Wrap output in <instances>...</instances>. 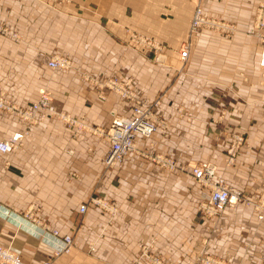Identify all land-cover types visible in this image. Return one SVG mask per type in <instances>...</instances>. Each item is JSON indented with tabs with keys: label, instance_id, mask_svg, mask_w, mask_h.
Here are the masks:
<instances>
[{
	"label": "crops",
	"instance_id": "1",
	"mask_svg": "<svg viewBox=\"0 0 264 264\" xmlns=\"http://www.w3.org/2000/svg\"><path fill=\"white\" fill-rule=\"evenodd\" d=\"M262 2L203 0L208 14L235 26L219 35L190 33L194 0H3L0 21L23 38L16 42L0 35V89L21 106L48 91L60 110L107 127L111 112L129 115L131 103L109 89L101 98L98 86L82 74L101 81L132 77L140 97H162L158 112L172 123L166 135L138 137L137 146L172 156L187 168L212 162L218 176L253 200L264 183L263 44L254 31ZM131 30L164 49L154 54L129 44ZM186 42L191 50L183 64L175 48ZM56 53L69 56L73 67L50 68ZM226 127L247 136L233 166L225 162ZM24 128L0 112V140ZM109 150L104 138L76 135L49 118L31 127L20 150L0 151V244L21 254L26 264H151L142 256L151 243L168 264H197L198 254L264 264V222L253 208L241 203L225 208L211 223L198 208L205 189L189 170L170 171L135 152L108 168ZM92 197L110 200L120 212L111 217L90 206L82 213L80 207ZM47 225L72 234L76 246L70 254L55 258L62 238Z\"/></svg>",
	"mask_w": 264,
	"mask_h": 264
},
{
	"label": "built area",
	"instance_id": "2",
	"mask_svg": "<svg viewBox=\"0 0 264 264\" xmlns=\"http://www.w3.org/2000/svg\"><path fill=\"white\" fill-rule=\"evenodd\" d=\"M195 1L196 10L191 25V34H195L200 29L206 28L205 26L211 27L215 31H221L222 34L231 33L230 27L228 29H224V23H222L218 19L209 18V15L203 12L201 0ZM261 8L264 10V3L261 5ZM258 28L260 29V37H258L262 39L264 43L263 17L259 19ZM0 32L7 33L8 29L0 26ZM55 57L52 58V60L49 62L50 66H52L53 68H67L69 64L71 66V61L69 59L65 57ZM180 57L183 61H186L188 59L189 44L185 43L180 49ZM261 63L263 66L262 69L264 70V53ZM117 79L118 78L110 80L108 85L104 82H97L100 87L107 86L109 89H116L122 94V96L124 97H122L123 99L131 103V118H125L116 114L115 112H111L113 119L110 125L105 128L106 132H95L99 135L108 138L111 143L110 151L108 153L109 155L106 159V163L110 166L121 162L127 153L134 150V142L138 134L149 137V135L154 133L152 132L156 129L154 116L155 114H157V108L160 107L159 101L155 100L152 103L147 102L145 99L138 96L137 93L131 91L127 82H120L119 80L122 79ZM32 105V107H19L12 101L7 99L4 92L0 91V110L8 114L15 115L27 123H37L40 120H44L48 116H52L63 120L70 127H88V125L83 120L73 118L70 115L59 111L53 104V99L48 92H42L39 100L33 103ZM78 133L79 132H75L76 135ZM162 133L166 135L168 132ZM26 134H28V131L15 132L9 138L0 141V150L3 153H12L15 150L19 149L23 145V140ZM224 138L227 142L226 160L229 163H235L240 153V150L247 145V136L246 134H244V132H236L235 130H231L226 127V129L224 130ZM152 155L156 156L157 152H154V154ZM165 158L167 159V162L172 163V166L167 167L170 169H175L176 163H178L175 158L173 159L172 156L169 155ZM153 159L157 161L155 162L156 164L162 167L166 166L162 163V159L158 158L157 160L156 157H154ZM181 168L185 169L182 166ZM191 173L197 181H199L201 184H203L204 187L208 188L209 190L206 193L202 194L200 198L202 202L199 208L200 211L205 215V217L209 219H216L219 217V213L224 208L232 206L237 202L245 201V203L248 205L253 204V207L259 213L258 218L260 220H264V185L260 194L258 195L259 200L257 202L250 200L248 198L249 195H247V193L244 194L238 189L235 190V188L231 187V185L228 184L227 181L222 177H219L217 181L213 182L215 175H217V170L216 167L210 162H202L198 163V165L196 166H192ZM211 184H214L215 190L210 192ZM102 203L114 209V207H112L109 202L105 201L104 198L92 197L88 201V203L84 204L80 208V211L82 213H85L91 205L101 206L105 209H108L105 205H102ZM26 216H29V218H31L32 211H28L26 213ZM45 228L50 231L53 236L62 238V246L55 249V258H58L65 254H70L72 252V249L76 246V242L72 234H66L62 236L61 234H59L58 230L51 229V227L48 225L45 226ZM152 247V243L145 245L142 248V256L147 261H150L151 264H168V262L159 253L155 252ZM89 250L91 252L95 251L94 244H90ZM202 256L211 259V257L208 255ZM224 262L229 263L227 261ZM0 264H26V262L22 258L21 254L15 252L10 247H5L3 244H0ZM42 264H53V261L45 260L42 262Z\"/></svg>",
	"mask_w": 264,
	"mask_h": 264
},
{
	"label": "bare ground",
	"instance_id": "3",
	"mask_svg": "<svg viewBox=\"0 0 264 264\" xmlns=\"http://www.w3.org/2000/svg\"><path fill=\"white\" fill-rule=\"evenodd\" d=\"M3 0H0V5H1V2H2ZM202 1L203 0H201V5H202ZM194 2L196 3V1L194 0ZM263 4V3H262ZM261 4V5H262ZM261 5H260V8H259V10H258V12H257V25H256V28L254 29V31L257 33V35L259 36V34H260V29L258 28V23H259V19L260 18H264V10L261 8ZM203 7V6H202ZM203 9V12L204 13H206L207 15H209V18H212V19H218V20H220L222 23H224V21L225 20H223V19H221V18H219V17H217V16H212V15H210V14H208L205 10H204V8H202ZM195 10H196V4H195V8H194V10H193V14H192V17H191V21H190V31H191V25H192V21H193V18H194V15H195ZM222 25V24H221ZM0 26L1 27H3V28H7L8 29V32L7 33H2V32H0V35H2V36H10V37H12L16 42H20L21 40H22V38H23V35H22V33L21 32H19V31H17V30H14L9 24H6V23H4V22H2V21H0ZM206 28H202V29H200L199 31H201V30H214L213 28H211V27H208V26H205ZM223 27L225 28V23L223 24ZM222 29V28H221ZM198 31V32H199ZM197 33V32H196ZM17 35V36H16ZM260 37V36H259ZM262 40V39H261ZM128 42H129V44H131V45H135L136 47H139V48H142V49H144V50H146V51H151V52H154L155 54H158L161 50H163V48L165 47L163 44H161L160 42H158V41H156V40H154L153 38H150V37H148L147 35H145L144 33H142V32H139V31H135V30H131L130 32H129V40H128ZM187 43V42H186ZM185 43H182L181 44V47H180V49L183 47V45H184ZM187 44H189V43H187ZM262 50H261V53H260V58H259V65H260V67L261 68H263V66H262V57H263V53H264V43H263V41H262ZM154 50V51H153ZM55 56H57V57H65V58H67V59H69L70 61H71V66H70V64H69V68L67 67H65V68H62V67H59V68H53L52 66H50V64H49V62L52 60V58H54ZM179 56H180V50H179ZM57 57H55V58H57ZM189 57H190V47H189ZM188 57V58H189ZM180 59H181V57H180ZM188 60V59H187ZM186 60V61H187ZM181 61L182 62H186V61H183L182 59H181ZM48 66L50 67V68H52V69H54V70H58V69H62V70H69V69H71L72 67H73V61H72V59L69 57V56H67V55H65V54H62V53H56V54H54V55H52L50 58H49V60H48ZM83 77H84V79L85 80H87V81H89V82H91L92 84H94V85H96V86H98V88L100 89V97L101 98H105V94H104V92H103V90L104 89H109L107 86H104V87H100L99 86V84L97 83V82H99V83H101V82H104L105 84H107L108 85V83H109V81L110 80H114L115 78H118L117 80H119V79H122V80H119L120 82H127L128 83V85H129V89L131 90V91H134L135 93H137L134 89H133V87H132V82H133V78L132 77H128V78H119V77H115V76H109L108 78H106L105 80H98V79H96L95 77H93L92 75H90L89 73H87V72H84L83 74ZM113 89V90H112ZM112 89H109V90H111V91H113V92H115L116 94H118V95H120L121 97H123L122 96V94L119 92V91H117L116 89H114V88H112ZM0 91H2V92H4L5 93V96H6V98L7 99H9L10 101H12L11 100V98H9L8 96H7V94H6V92L3 90V89H0ZM45 92H48V91H45ZM49 94H50V96L52 97V99H53V104L56 106V104H55V102H54V96H53V94H51L50 92H48ZM138 95V94H137ZM40 96H41V94H40ZM40 96H39V98H40ZM139 96V95H138ZM39 98L37 99V100H35V101H33L30 105H28V106H21V105H19L18 103H16V102H14V101H12L14 104H16L17 106H19V107H32L33 105V103H35V102H37L38 100H39ZM124 98V97H123ZM141 98H143V97H141ZM143 99H145V98H143ZM146 100V99H145ZM155 100H157V101H159V105L161 106V104H162V97L160 96V97H157V98H155V99H153V100H146L147 102H149V103H152L153 101H155ZM56 108L59 110V111H61V112H63V113H65V114H67V115H70V114H68L67 112H65V111H62V110H60L57 106H56ZM160 107H158L157 108V114L160 116V114H159V112H158V109H159ZM226 111V110H225ZM0 112H2V113H4L5 115H7V116H12V117H15L16 119H18V120H20L22 123H24L25 124V128L23 129V130H18V131H15V132H24V131H28V134L30 133V130H31V127L32 126H34V125H37V124H39V123H41V122H43V121H45V120H48L49 118H54V119H58V118H56V117H52V116H48L47 118H45L44 120H40L39 122H37V123H27V122H25V121H23L22 119H20L19 117H17V116H15V115H11V114H8V113H6V112H4V111H2V110H0ZM178 112H179V116L180 117H183L184 115L182 114L183 113V110H182V108L180 107L179 109H178ZM224 112H222V114H223ZM116 114H118V115H120V116H123V117H125V118H131V116H132V111L130 112V114L129 115H123V114H120V113H116ZM157 114H155V116H154V120H155V123H156V129L154 130V131H152V132H154V133H156V132H169V130H170V128H171V126H172V123H171V121L170 120H167V119H165V118H163V117H159ZM71 117H73V118H76V119H81V120H83L87 125H88V127L86 126L85 128H75V127H72L73 128V132L75 133H77V132H93V134H95L96 136H98V137H101V138H104L105 140H107L109 143H110V141L108 140V138H106L105 136H102V135H99V134H97V133H95V132H106V130H105V128H107V127H102V126H95V125H91V124H89L87 121H86V119L84 118V117H75V116H72V115H70ZM112 119H113V117H112ZM58 120H60V119H58ZM61 122H63V123H65L66 125H68L66 122H64L63 120H60ZM112 122V121H111ZM14 132V133H15ZM236 132H238V131H236ZM14 133H12L10 136H12ZM154 133H152L151 135H149V137H146V136H144V135H141V134H138L137 136H136V139H135V142H134V150H132V151H130L129 153H127L126 154V156L128 155V154H130V153H132V152H135V153H137L138 155H140V156H142L143 158H145V159H147V160H149V161H152V162H157V161H155L153 158L154 157H156V159L158 160V158L159 159H162L161 161H162V163L164 164V165H166L165 167H162V166H160L161 168H165V169H167V170H170V171H175V170H181V171H186V170H189V172L191 173V167L192 166H196V165H198V163H202V162H209V161H200V162H194V163H192L191 164V166L189 167V168H187V166H185V165H181V164H179V163H176V167H175V169H170V168H168L167 166H172V163L170 162H167V159L165 158V157H167L168 155H166V154H163V153H161V152H157V155L156 156H154V155H152V154H154V152L153 151H148V150H144V149H141V148H139L138 146H137V138L138 137H144V138H150ZM28 134H26V136L28 135ZM79 134V133H78ZM244 134H246L245 132H244ZM10 136H8V137H6V138H3V139H1L0 141H2V140H4V139H7V138H9ZM26 136H25V138H26ZM25 138H24V140H25ZM24 140H23V145L19 148V149H17V150H15L14 152H16V151H18V150H20L23 146H24ZM111 144V143H110ZM111 146V145H110ZM243 149V148H242ZM241 149V150H242ZM240 150V151H241ZM1 151V150H0ZM110 151V150H109ZM14 152H12V153H14ZM69 152L70 153H73V151L72 150H69ZM12 153H8V154H12ZM109 153V152H108ZM108 155L109 154H107L106 155V157L104 158V164L106 165V167H108V168H112V167H115V166H117L118 164H120V163H122L123 161H124V159L126 158V156L124 157V159L121 161V162H119V163H117V164H114V165H112V166H110V165H108L107 163H106V159H107V157H108ZM110 155H111V153H110ZM173 158V157H172ZM174 159V158H173ZM226 159V158H225ZM237 161V160H236ZM211 164H213L215 167H216V170H217V166L214 164V163H212V162H210ZM236 163V162H235ZM235 163H229V162H227V160H226V164L228 165V166H233ZM158 165V164H157ZM162 165V164H161ZM181 166L182 167H184L185 169H183V168H181ZM73 175H76L75 173H72ZM192 174V173H191ZM193 176V175H192ZM194 177V176H193ZM219 177H217L216 175H215V177H214V179H213V182H215V181H217V179H218ZM195 179V178H194ZM224 179V178H223ZM226 180V179H225ZM195 181L202 187V188H204L205 189V191H204V193H206L207 191H209L208 190V188H206V187H204L203 186V184H201L199 181H197L196 179H195ZM227 181V180H226ZM228 184H230L229 182H227ZM231 185V187H233V188H235V190L236 189H238V190H240V191H242L240 188H238V187H236V186H234V185H232V184H230ZM263 185H264V183H263ZM263 188V187H262ZM213 190H215V188H214V184H211L210 185V192L211 191H213ZM243 192V191H242ZM261 192V191H260ZM203 193V194H204ZM260 194V193H259ZM258 194V195H259ZM257 195V197L255 198V199H253L252 201H257L258 202V200H259V196ZM104 200L105 201H107V202H109V204L112 206V207H114V209L113 208H110V207H108L107 205H105V204H103L102 203V205H105L108 209H105V208H103V207H101V206H95V205H91V207H95V208H99V209H101V210H103V211H105V212H107L111 217H113V216H115V215H117L119 212H120V208L116 205V204H114L113 202H111L110 200H108V199H106V198H104ZM251 200V199H250ZM201 200H200V202H199V204H198V208L201 206ZM88 203V202H87ZM244 204V205H246V206H248V207H251V208H253L255 211H256V213H257V218H258V211L253 207L254 205L252 204V205H248V204H246L245 203V201H243V202H237L236 204H234V205H232V206H228V207H226V208H234V207H236L238 204ZM84 205V204H83ZM82 205V206H83ZM81 206V207H82ZM80 207V208H81ZM225 209V208H224ZM223 209V210H224ZM199 210H200V208H199ZM222 210V211H223ZM222 211L219 213V217H220V214L222 213ZM219 217L218 218H216V219H209V218H207L211 223H217V221H218V219H219ZM258 220L260 221V222H264V220H260L259 218H258ZM51 229H55V230H58V229H56V228H51ZM59 231V230H58ZM59 234H61L60 233V231H59ZM62 235V234H61ZM64 235H66V234H64ZM63 236V235H62ZM91 244H94V246H95V243L93 242V243H91ZM5 247H7V246H5ZM75 248V247H74ZM73 248V249H74ZM73 249H72V251H73ZM95 250H96V246H95ZM206 255H208V256H210L211 257V259L210 258H205V257H203L202 255H200V254H198L197 256H196V261H197V264H236V263H233V262H229V263H226V262H224L225 260H223V259H220V258H218V257H216V256H214V255H211V254H206ZM149 263H151L150 261H148ZM74 264H83V263H74ZM86 264V263H85Z\"/></svg>",
	"mask_w": 264,
	"mask_h": 264
},
{
	"label": "rangeland",
	"instance_id": "4",
	"mask_svg": "<svg viewBox=\"0 0 264 264\" xmlns=\"http://www.w3.org/2000/svg\"><path fill=\"white\" fill-rule=\"evenodd\" d=\"M203 2V1H202ZM262 3H264V2H262ZM261 5V4H260ZM202 6H203V4H202ZM259 8H260V6L258 7V10H259ZM193 14V13H192ZM211 15V14H210ZM213 16V15H212ZM218 17V16H217ZM220 18V17H219ZM224 23H225V28L224 29H228L229 27H230V31H231V33L235 30V26L233 25V24H228L226 21H224ZM256 25H257V20H256V23L254 24V29L256 28ZM209 31H212V32H215V33H217V34H219V35H221L222 33H221V31H218V30H209ZM190 33H191V31H190ZM187 43H189V47H190V50H191V43L190 42H187ZM180 47H181V45H178L177 46V48H175L176 50H178V52H179V50H180ZM164 49V48H163ZM162 51V50H161ZM149 52V51H148ZM151 52V51H150ZM154 53V52H153ZM155 54V53H154ZM180 57V56H179ZM181 60V59H180ZM188 60H189V58H188ZM188 60L186 61V62H182L183 64H186L187 62H188ZM225 158H226V156H225ZM237 160V159H236ZM225 162H226V159H225ZM217 177H222V178H224L223 176H218V175H216ZM225 179V178H224ZM203 193H204V191H203Z\"/></svg>",
	"mask_w": 264,
	"mask_h": 264
}]
</instances>
